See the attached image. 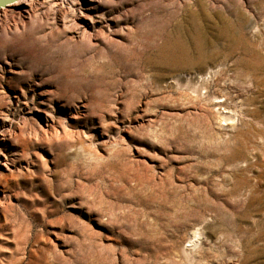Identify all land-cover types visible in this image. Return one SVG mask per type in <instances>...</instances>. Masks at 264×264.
<instances>
[{
	"label": "rangeland",
	"instance_id": "rangeland-1",
	"mask_svg": "<svg viewBox=\"0 0 264 264\" xmlns=\"http://www.w3.org/2000/svg\"><path fill=\"white\" fill-rule=\"evenodd\" d=\"M0 9V264H264V0Z\"/></svg>",
	"mask_w": 264,
	"mask_h": 264
},
{
	"label": "water",
	"instance_id": "water-1",
	"mask_svg": "<svg viewBox=\"0 0 264 264\" xmlns=\"http://www.w3.org/2000/svg\"><path fill=\"white\" fill-rule=\"evenodd\" d=\"M18 0H0V9L8 7L10 4L16 2Z\"/></svg>",
	"mask_w": 264,
	"mask_h": 264
},
{
	"label": "bare ground",
	"instance_id": "bare-ground-1",
	"mask_svg": "<svg viewBox=\"0 0 264 264\" xmlns=\"http://www.w3.org/2000/svg\"><path fill=\"white\" fill-rule=\"evenodd\" d=\"M23 0H18V1H16V2H14V3H12V4H10L8 7H10V6H17V5H20V3H23L22 2ZM25 1V0H24Z\"/></svg>",
	"mask_w": 264,
	"mask_h": 264
}]
</instances>
